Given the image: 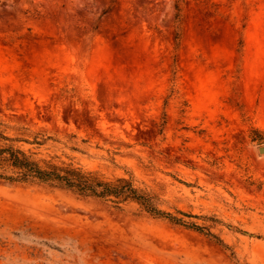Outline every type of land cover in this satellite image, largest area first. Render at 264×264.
I'll return each instance as SVG.
<instances>
[{"label":"rangeland","instance_id":"1","mask_svg":"<svg viewBox=\"0 0 264 264\" xmlns=\"http://www.w3.org/2000/svg\"><path fill=\"white\" fill-rule=\"evenodd\" d=\"M7 146L180 224L0 180V264H264V0H0Z\"/></svg>","mask_w":264,"mask_h":264},{"label":"trees","instance_id":"2","mask_svg":"<svg viewBox=\"0 0 264 264\" xmlns=\"http://www.w3.org/2000/svg\"><path fill=\"white\" fill-rule=\"evenodd\" d=\"M2 165L11 170L9 175L0 173V180L5 182H51L81 194L110 200L116 204L133 201L148 214L165 218L174 224H180V220L154 208L150 197L135 188L130 179L117 178L112 182L104 181L95 173L83 172L78 168L64 164L46 163L41 167L23 151L11 146L0 149V168L4 167ZM192 228L201 231L197 226H192Z\"/></svg>","mask_w":264,"mask_h":264}]
</instances>
